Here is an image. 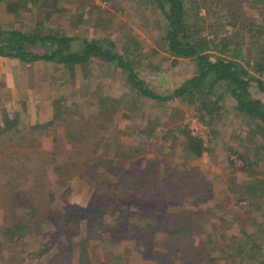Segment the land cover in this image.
<instances>
[{
  "label": "rangeland",
  "instance_id": "rangeland-1",
  "mask_svg": "<svg viewBox=\"0 0 264 264\" xmlns=\"http://www.w3.org/2000/svg\"><path fill=\"white\" fill-rule=\"evenodd\" d=\"M12 1L0 0L3 30L95 39L119 55L128 48L155 94L195 74L167 52L166 24L148 0L7 13ZM221 2L184 0L191 30L230 35L229 51L260 57L258 30L235 26L264 19V4L234 0V19ZM221 95L225 108L210 117L201 100L137 96L122 70L98 59L70 70L0 58V264H261L264 132ZM189 135L202 138L200 157L187 153Z\"/></svg>",
  "mask_w": 264,
  "mask_h": 264
},
{
  "label": "trees",
  "instance_id": "trees-1",
  "mask_svg": "<svg viewBox=\"0 0 264 264\" xmlns=\"http://www.w3.org/2000/svg\"><path fill=\"white\" fill-rule=\"evenodd\" d=\"M59 1L16 0L7 4L5 11L14 13L21 8L29 11L33 7H38L46 12L55 13L60 11ZM148 1L155 6L166 24L163 40L169 55L174 60L178 58L189 60L195 69V74L179 84L167 97L144 88L143 83L138 79V73L130 65L131 61L128 57V55L136 53L135 51H130L127 48L124 55H119L113 51V47L109 48L95 39L63 37L58 33H45L30 28L3 30L0 27V58L15 59L27 64L44 61L68 67L70 70L84 65L92 59H98L122 70L137 96L139 94L141 97L159 102L180 98L184 99L188 105L201 100L200 106L208 111V113L206 111V115L210 117L216 111L219 112L223 109L224 106L220 105L221 102L224 104L221 95L224 93L230 99L231 109L234 110L235 115L248 120L256 132L259 131L260 134H263L264 104L253 98L252 95L254 88L264 94L263 47L260 48L263 49L260 57L250 56L251 54L245 56L241 50L231 52L229 49L234 37L224 34L220 39L206 40L204 37H198V34L191 30L187 22L189 15L184 0ZM233 1L222 0L221 9L223 13L230 14L235 19L237 16L234 15L231 5ZM250 1L243 4L247 6L253 4L257 7L264 4V0ZM231 16L228 18L231 19ZM231 24L235 26L236 21L232 20ZM235 27L248 32L254 29L258 30V38L263 39L264 42V19L251 20L249 23L237 22ZM72 43H78L79 46L81 43L82 45L76 51L72 48ZM259 51L257 50V53ZM187 142L186 150L189 155L200 157L207 150L203 147V140L198 135H189ZM255 243L253 242L254 246L251 245L249 248L256 249ZM257 249L259 252L264 251V246ZM261 253H263L261 264H264V252Z\"/></svg>",
  "mask_w": 264,
  "mask_h": 264
}]
</instances>
